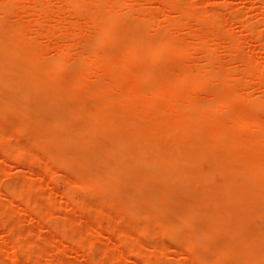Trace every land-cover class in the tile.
Segmentation results:
<instances>
[{
  "label": "bare ground",
  "instance_id": "bare-ground-1",
  "mask_svg": "<svg viewBox=\"0 0 264 264\" xmlns=\"http://www.w3.org/2000/svg\"><path fill=\"white\" fill-rule=\"evenodd\" d=\"M226 13H203L198 5L184 4L182 0H0V57H8V60L0 58V69L18 72L22 78L51 88L70 82L77 96L87 95L100 101L93 113L95 126L92 128L99 131V136L112 134L121 124L132 127L134 137L143 141L148 132L156 150H164V156H153L149 146L135 154L139 146L134 148L125 140L109 148L104 160L100 159L107 164V169L95 177L97 186L107 185L108 191L103 192L101 206L88 205L95 213L100 210L107 214L106 203L112 200L110 195L120 183L129 187L132 194L129 198L133 201L128 200L132 203L138 202L142 194L149 201L136 205L137 210L133 208L132 212L126 210L136 215V221L140 219L139 226L143 221L144 234L153 230L157 232L155 236H161L163 230L169 229L170 236L165 238L173 240L176 246L184 244L186 247H183L191 251L195 246L205 248L206 252L213 250L215 259L210 258L209 253L206 257V254L194 253L195 258L204 259L205 264H226L231 255H238L239 264H252L243 248L231 242V236L249 228L246 237L250 245L264 247V230L249 227L242 219H237L247 214L264 219V41H259L258 50L250 49L246 42L247 49L242 37L223 29L225 23L234 20L232 14L227 16ZM237 23L250 36L256 33L253 23L243 20ZM258 37L262 39V34ZM46 67L57 76L44 75L42 69ZM96 118L101 119V124L98 125ZM27 126L20 128L15 136L26 134ZM191 127L202 131L211 150L219 152L212 160L211 171L202 172L197 168L201 146L199 142L197 148L188 146ZM8 131L5 132L14 133L11 129ZM93 135L88 132L87 138L93 139ZM32 147H16L14 155L18 165L24 164L27 150H32L33 153H29L35 157L44 158ZM113 153L118 158L116 162L107 158ZM49 161L52 162L41 159L39 163L43 174L53 176L58 168L53 167L55 162ZM168 162L172 168L165 169ZM60 163L64 164L63 170L72 172L68 170L71 162ZM139 174L142 180L128 183V177ZM77 176L72 178L70 188H61L63 197L67 202L77 203L75 206L78 199L74 190L86 185L84 181L78 182L80 176ZM195 180L204 184L205 189L193 190L190 185ZM145 183L155 190L146 191ZM92 187L87 189L92 191ZM157 191L168 197L167 206L157 201ZM238 193L249 202L231 213L228 220L221 218L222 209L227 208L225 213H229L230 204L225 200ZM190 194L199 196L202 201L208 200L212 207L204 208L200 199L186 203L185 197ZM48 201L52 203L51 197ZM114 205L119 207L118 203ZM102 212L96 214L93 226L96 233L106 226L98 215ZM171 212L177 213L174 218L168 216ZM254 213L259 214L255 217ZM141 217L159 218V223L154 227L150 223L145 225L146 220ZM233 220L237 225L232 233L224 231V226ZM131 221L135 227L136 221ZM131 227L134 229L129 223L120 230L124 237L122 246L129 243ZM165 227L168 229H163ZM8 232L13 235V231ZM136 239L143 247V240ZM219 239L224 241L222 246L218 244ZM157 243L152 242V252L156 251ZM139 245L137 250L141 251ZM36 246L38 248L39 244ZM87 257L94 261L91 253Z\"/></svg>",
  "mask_w": 264,
  "mask_h": 264
},
{
  "label": "rangeland",
  "instance_id": "rangeland-1",
  "mask_svg": "<svg viewBox=\"0 0 264 264\" xmlns=\"http://www.w3.org/2000/svg\"><path fill=\"white\" fill-rule=\"evenodd\" d=\"M182 1L184 4L193 3L198 5V9L203 13L221 11L223 14L227 12V16L232 14L234 17L231 18L234 20L228 22V25L225 23L223 29L232 33L235 37H242L245 40L244 44L247 49L249 45L250 49L256 48L258 50L259 44L261 43L259 41H264V0ZM239 20H243L247 24L249 22L255 25L256 33L253 34L254 36H250L251 34L247 30L239 27L237 23ZM260 33L262 34L261 38L263 40L257 39ZM51 54H53V51L50 52ZM0 58L2 60H8L6 55ZM227 61L231 63L232 60L227 59ZM234 63L236 64V61ZM42 72L51 78L57 76L55 72H50L47 67L42 69ZM25 73L30 75V73ZM99 103V100L89 98L87 95L77 96L73 92L70 82L51 88L42 82L22 78L18 72H9L7 69H0V125L8 126V129L4 127L6 130L4 128L0 130L8 131L11 129L14 131V133L10 132L12 135L8 133L9 131H4L11 136L0 131V264H58L61 261L63 264H149V259L151 260V264H205L206 261L204 259H199L201 260V263H199L194 253H200V255L206 254L204 255L205 257L209 253L211 256H208L214 258L216 255L213 254V250L212 252H210L211 250L206 252L205 248L195 246V249H193L197 251L195 252L184 248V244L176 246V243L173 244V240L171 241L170 238L167 239L170 236L167 227L163 229L168 230H163L164 233L161 231V236L157 235L158 237L155 236L157 232H152L153 230L144 234L143 221H141L140 226L143 227L141 228L137 224L140 219L137 218L138 220L136 221V218L134 219L136 215H130L131 213L128 211L132 212L133 208L137 210L138 206L148 204L149 201L142 194L138 202L132 203L128 200H132V198H129L132 195L129 187H123L120 183H117L115 191L112 193L113 195H110L109 199L112 200L106 203V207L109 208L107 214H104L105 211L98 210V212H102V214L99 213L98 215L102 217L100 218L102 224L106 226L100 233L94 232L93 226L98 212L95 213L96 211L94 212V209H90L88 205L92 203L94 206H101L99 203H101L104 194L108 191L109 187L107 185L97 186L95 177L100 176L107 169V164L104 165L105 163H102L101 160H104L103 157L108 153L109 148H112L116 142L125 140V142L131 143L134 148L137 146L140 147L135 149L133 152L135 154L142 152L141 149L143 147L151 146L153 156L165 155L163 149L156 150L148 132L145 131V137L147 138L143 141L134 137V129L130 126L119 124L117 125L118 129L113 128L114 130L111 131L112 134L103 133L99 136L98 130H92L95 126L93 113ZM96 121L98 125L101 124L100 118H96ZM25 125L29 126L27 133L21 136H15L17 135L15 133L20 132L19 129H23ZM17 126L19 128L15 130L14 127ZM86 131L93 132L94 138H87L88 132ZM77 132L78 137L76 136ZM81 132L84 134L81 135ZM29 134H31L30 137ZM189 134L191 135L187 137L188 146L197 148V142L201 146V150L198 152L201 155L196 160L197 168L202 172L211 171L212 160L217 158V153L219 152L211 150L210 144L202 131L193 127ZM25 139L29 142H26ZM74 139L76 140L74 141ZM26 143H30L31 145H27ZM21 145L24 147L33 145L32 149L35 152H39L40 155H43L44 158L41 159H50L52 162H49L52 164L55 162L53 167L58 168L56 169V174L53 176L43 174V166L39 163L41 159L29 153V151L33 153L32 150H27L24 164L22 166L18 165L15 162L16 155L14 153L18 148L22 147ZM194 152L196 153V151ZM53 153L57 154L54 155ZM52 155L55 157H52ZM75 155L76 157H74ZM107 158L112 162L118 161L115 153L109 154ZM60 162H71L72 164L69 167L71 169L68 170L72 172L63 170L62 166L64 164L62 165ZM165 167V169H169L170 167L172 168V165L168 162ZM33 169L35 171L32 172ZM77 173L79 174L78 176L76 175ZM76 176H80L78 182L84 181L83 184H86V187L80 184L83 188H78L76 189L77 191L74 190L75 197L78 199V206H75L77 203L72 204L67 202L66 198L63 197V190L61 189L70 188L71 182L73 181L72 178H76ZM140 180H142V174L128 177V183L132 182L131 184H136ZM91 185L94 186V190L89 191L87 188L92 187ZM144 186L146 191L147 189L155 190L154 187V189L151 187L152 184H150L151 188L146 183ZM190 187L195 191H197L196 189H205V185L197 180ZM101 190L104 191L101 193ZM125 191V195L128 194L126 195L127 197L124 194L118 195V193H124ZM103 192L105 193L103 194ZM157 192V201H160L161 204L165 203L162 205L167 206V203L170 202L167 199L168 197L163 196L161 191ZM97 194L100 197H97ZM30 195L31 197H28ZM50 197L52 199L51 204L48 201ZM198 197L192 194L187 195L185 202H199L201 198ZM143 200L145 202H143L144 204L139 202ZM225 201L230 204V208H228L229 213H225L227 208L218 212H220L221 218L228 220L231 217V213L236 211L240 206H244V204L249 202V199L243 194L238 193L236 196ZM117 203L119 205L117 208L124 211L123 214H118L121 211L112 206L113 204H115L114 206H118ZM201 203L204 208L210 209L212 207L211 202L209 204L208 200H201ZM231 204L233 205L231 206ZM133 205L138 206L134 207ZM4 211H7L6 214ZM44 212L45 215H43ZM176 214L172 213L168 216L174 218ZM257 214L259 213H254L253 215L256 217ZM137 216L140 217L139 215ZM141 218L142 220L145 219V217ZM2 219L8 220L9 223L2 221ZM131 219L136 221L135 227ZM237 219H242L241 222L249 227H258L264 230V219L262 218L255 219L254 217L252 218V215L249 217L247 214V216ZM145 220V225L150 223L153 227L159 223V218L151 217ZM129 223H132L134 229L132 227L130 228V237L127 238L129 239V243L122 246L121 242L124 237L120 230L127 228ZM231 223L224 226V231L226 230L228 233H232L237 223L235 220L231 221ZM136 226H139V228ZM9 227L11 229L8 230ZM7 230L13 231V235L11 233L8 234L9 232ZM248 230L249 228H243L239 234L235 232L231 236V242L243 248L244 252L251 257L250 262L252 264H264V247L260 246V244L255 246L250 245V240L246 237L249 232ZM16 235L18 237L15 238ZM167 235L169 236L167 237ZM138 237L143 240L144 244L141 245L143 247H140L138 244L136 239ZM155 240L156 243L158 242V246L156 251L152 252L151 244ZM37 244H39L38 248L36 246ZM218 244L222 246L224 241L219 239ZM138 245L141 251L137 250ZM175 248L180 249L176 250ZM89 253L94 258L93 262L87 257ZM13 254L15 257H13ZM237 257L238 255L228 256L227 260L230 261H225V263L239 264Z\"/></svg>",
  "mask_w": 264,
  "mask_h": 264
}]
</instances>
